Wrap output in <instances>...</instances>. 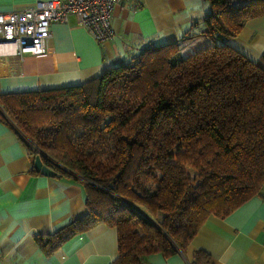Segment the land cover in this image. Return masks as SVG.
Returning a JSON list of instances; mask_svg holds the SVG:
<instances>
[{
    "label": "trees",
    "instance_id": "trees-1",
    "mask_svg": "<svg viewBox=\"0 0 264 264\" xmlns=\"http://www.w3.org/2000/svg\"><path fill=\"white\" fill-rule=\"evenodd\" d=\"M209 45L143 47L78 84L0 95V112L85 187L86 213L35 240L50 253L95 223L117 229L112 264L184 251L210 216L264 185V52L227 43L264 0H207ZM183 38L182 40H184ZM44 164L49 161L42 157ZM189 264H213L197 249Z\"/></svg>",
    "mask_w": 264,
    "mask_h": 264
},
{
    "label": "crops",
    "instance_id": "crops-1",
    "mask_svg": "<svg viewBox=\"0 0 264 264\" xmlns=\"http://www.w3.org/2000/svg\"><path fill=\"white\" fill-rule=\"evenodd\" d=\"M34 1L0 0V12ZM135 1L114 6L112 39L95 40L70 14L52 22L44 53L1 56L0 95L84 83L149 45L181 41L186 51L209 45L201 23L207 0ZM227 43L256 61L264 52V15L248 18ZM33 160L21 132L0 112V264H112L117 229L105 222L43 251L37 234L46 236L86 213L85 187L71 175L37 172ZM197 249L213 264H264V185L225 217L210 215L184 251L152 252L140 264H189Z\"/></svg>",
    "mask_w": 264,
    "mask_h": 264
},
{
    "label": "built area",
    "instance_id": "built-area-1",
    "mask_svg": "<svg viewBox=\"0 0 264 264\" xmlns=\"http://www.w3.org/2000/svg\"><path fill=\"white\" fill-rule=\"evenodd\" d=\"M123 0H36L19 10L0 12V57L24 53H44L51 36L54 21H66L70 14L87 28L95 40L103 42L114 38L111 23L114 6ZM133 6L135 0H128ZM138 1V0H137ZM37 154L45 157L51 166L65 168L44 151ZM49 167V166H48Z\"/></svg>",
    "mask_w": 264,
    "mask_h": 264
},
{
    "label": "water",
    "instance_id": "water-1",
    "mask_svg": "<svg viewBox=\"0 0 264 264\" xmlns=\"http://www.w3.org/2000/svg\"><path fill=\"white\" fill-rule=\"evenodd\" d=\"M33 165L37 172H40V173H43L49 176L55 175L54 171L50 167H48L46 164L43 163L41 157L38 154L34 156Z\"/></svg>",
    "mask_w": 264,
    "mask_h": 264
},
{
    "label": "rangeland",
    "instance_id": "rangeland-1",
    "mask_svg": "<svg viewBox=\"0 0 264 264\" xmlns=\"http://www.w3.org/2000/svg\"><path fill=\"white\" fill-rule=\"evenodd\" d=\"M53 166H54V165H53ZM53 166H51L50 168L54 171L55 175H57V174H56V170H55V168H54Z\"/></svg>",
    "mask_w": 264,
    "mask_h": 264
}]
</instances>
